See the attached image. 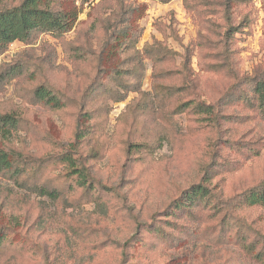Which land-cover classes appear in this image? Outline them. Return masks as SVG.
Segmentation results:
<instances>
[{"label": "rangeland", "instance_id": "374dc122", "mask_svg": "<svg viewBox=\"0 0 264 264\" xmlns=\"http://www.w3.org/2000/svg\"><path fill=\"white\" fill-rule=\"evenodd\" d=\"M74 5L70 32L0 56V115L21 120L0 149L23 170L0 172V264H264V207L246 200L264 186V0L54 8ZM74 152L93 190L62 161Z\"/></svg>", "mask_w": 264, "mask_h": 264}, {"label": "trees", "instance_id": "16d2710c", "mask_svg": "<svg viewBox=\"0 0 264 264\" xmlns=\"http://www.w3.org/2000/svg\"><path fill=\"white\" fill-rule=\"evenodd\" d=\"M57 0H20L14 6H2L4 0H0V56L7 50L8 46L15 41L29 42L37 33H51L55 36H62L70 32L76 24L79 16V9L74 5L71 9L56 10L54 3ZM74 3L81 2L86 4L95 0H71ZM161 4H167L171 0H155ZM7 1H5L6 3ZM122 35V36H121ZM114 36V35H113ZM125 33L114 36L115 43H120L123 40ZM156 49L151 47L153 51ZM172 53V51H167ZM12 68L10 73L12 76H18L23 68L20 65H10ZM5 72L0 71V79L4 77ZM18 74V75H17ZM255 95H257L260 103L264 104V81H259L255 86ZM34 97L39 102H44L55 109L62 107V102L56 93L46 87L40 85L34 92ZM21 120L15 113L0 115V132L4 137H8L12 130H17ZM80 133L77 134L79 139ZM73 148H76L73 146ZM74 153H65L62 161L67 164V170L70 175L77 177L79 187L86 190H93L97 181L91 174L89 167L76 159ZM98 156L96 147H93L92 157ZM16 157L10 156V153L0 149V172L9 171L15 179V183L19 184L20 177L23 175V170L16 167ZM99 185V184H98ZM198 192H203L202 187H198ZM35 192L42 196H47L53 200L59 198V194L55 190H50L46 186H35ZM206 193V192H205ZM250 205H260L264 207V186L249 195L246 199ZM192 204L186 205L190 208ZM4 242V236L0 234V247Z\"/></svg>", "mask_w": 264, "mask_h": 264}]
</instances>
